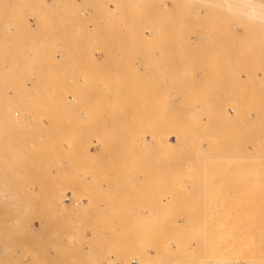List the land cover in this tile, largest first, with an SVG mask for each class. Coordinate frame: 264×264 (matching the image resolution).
Wrapping results in <instances>:
<instances>
[{
    "label": "rangeland",
    "instance_id": "rangeland-1",
    "mask_svg": "<svg viewBox=\"0 0 264 264\" xmlns=\"http://www.w3.org/2000/svg\"><path fill=\"white\" fill-rule=\"evenodd\" d=\"M163 185L263 216L264 0H0V264H53L59 231L110 252Z\"/></svg>",
    "mask_w": 264,
    "mask_h": 264
},
{
    "label": "bare ground",
    "instance_id": "bare-ground-1",
    "mask_svg": "<svg viewBox=\"0 0 264 264\" xmlns=\"http://www.w3.org/2000/svg\"><path fill=\"white\" fill-rule=\"evenodd\" d=\"M129 8H131V7H129ZM133 12H132V14H133ZM138 16H140V15L138 14ZM45 30H47V29H45ZM125 32H126V30H125ZM42 36H43V34H42ZM138 37H140V36H138ZM128 40H129V38H128ZM143 40H142V42H143ZM134 41H135V39H134ZM180 48H181V46H180ZM120 53H122V52H120ZM230 54H232V52ZM44 61H47V60H44ZM190 107L188 108V111L193 106L191 108ZM195 109H196V107H195ZM168 112H170V111H168ZM188 113H186V114L188 115ZM195 130L198 131L197 129H195ZM149 142H150V140H149ZM166 143H167V145H171L172 141L169 140ZM248 144H250V143L248 142ZM196 145L197 144H195V147H196ZM229 147H231V146H229ZM245 150L246 149H244V151ZM201 154H202V152H201ZM217 157L219 158V156H217ZM205 160H207V159H205ZM211 161H213V160H211ZM147 174H145V175L147 176ZM151 174H149L148 176H150ZM158 176H160V175H158ZM151 177H154V175ZM188 177L190 178V176H188ZM138 178H140V177L138 176L137 179L135 177V179L137 181H140V183L142 181H144L142 178H141L142 180H138ZM189 178H188V180H189L188 184H186L185 186L190 185L189 183H194L193 181L190 182V180H192V179L191 178L189 179ZM168 180H170V179H168ZM168 180H166V181H168ZM134 183H137V182H134ZM134 185H136V184H134ZM149 185H152V179H151V184H149ZM138 186H140V185H138V183H137V185L135 187H138ZM141 186H142V184H141ZM169 187H167L166 185H163L159 189L152 188L153 193L149 194L150 198L149 199L143 198L144 200L145 199L148 200V202H147L148 204L146 206L140 207V208L132 206L133 208L131 209V217L126 216V215L125 216L116 215L117 217L114 216V217L110 218V220L107 219L108 223L106 225H102L101 228H98L99 232L102 233V231H104L109 236L115 237L116 246L112 247L111 250H109L110 252L102 250V252H99L96 255H95L96 252H93L94 255H93V253L91 254V256L89 254L88 259L82 260V259H80V256H82L81 255L82 251H76L75 250L76 246L74 245V242H73L74 235L71 234V236H68L67 238L65 237L67 239V242H65L64 239H62L60 237L61 235L59 236L60 231L58 232V234L54 233V237H55V235H57V237H55L56 238L55 242H53V243H55V245L53 244V246H55V251H56L55 252L56 256L53 257V258H55L53 260L54 261L53 264H115V260H119V261L123 262L124 264H130V263H134V262L136 264H264V199H262V201L260 200L261 203L259 202L260 203L259 208H260L261 214L263 216H261V217H258V216L257 217H253V216L244 217V216H242L244 218L239 219V218H237L238 216L235 217L234 214H233L234 216H231V215H229V213L228 214L214 213L213 211H210L209 209H206V208L200 209L197 211H195V210L185 211V210L181 209L180 207H178V203L175 201V196H176L175 194L180 193L183 190L179 191L181 188L180 189L177 188V190L176 189L172 190ZM191 188H193L192 185H191ZM138 189H140V187ZM141 189H143V188L141 187ZM192 190H194V189H192ZM148 191H151V190H148ZM186 191H187V189H186ZM186 191H184V192H186ZM149 195L147 197H149ZM139 197L141 198V196H139ZM115 207H116V205H115ZM103 208H105V207H103ZM107 208L108 207H106L105 210H107ZM199 208H200V206H199ZM108 215H110V212L108 213ZM42 230H45V229H41V235H43V233H45L44 231L42 233ZM64 232H66V231H63L62 234ZM31 233H33V232H31ZM34 235H36V233H34ZM34 235L32 234V236H31V234H30V236H28V237H30L31 242L35 241L34 243H41V242H37L36 240L31 239V237H33ZM41 235H40V239L43 237V236L41 237ZM65 236H66V233H65ZM23 237H24V235H23ZM37 237L39 238V236H37ZM37 237H36V239H37ZM62 237H64V236H62ZM26 239H29V238L26 237ZM115 239H113L112 242H114ZM20 240H22V239H19L18 241H20ZM30 240H28L27 243H29ZM45 240H47V239H45ZM24 241H26V240L24 239ZM48 242H49V240H48ZM21 243H22V241H20V244ZM42 243H44V242H42ZM17 244H19V243H17ZM106 244H107V241H106ZM28 245H27V247H28ZM33 245H35V244H32L30 246L33 247ZM15 246L17 247L20 245H15ZM77 246L78 247H84L85 251H90L89 245H87V244L82 245L79 243ZM21 247L25 248V247H23V245ZM34 249L35 248H33L32 251ZM42 249L44 251L45 247ZM23 250H24V254H26L25 252H27V249L25 248V249H22L21 251H23ZM45 252H47V251H45ZM45 252H44V254H45ZM26 256L29 257L28 254H26ZM37 256H38V254H37ZM45 256H47V255H45ZM22 259H25V258L22 257ZM37 260H35L36 264H37ZM40 260L41 259H39V261ZM41 261H43L44 264L47 263L44 261V259ZM24 263H25V261H24ZM30 263H31V261H30ZM31 264H33V261ZM48 264H50V263H48ZM51 264H52V262H51Z\"/></svg>",
    "mask_w": 264,
    "mask_h": 264
}]
</instances>
